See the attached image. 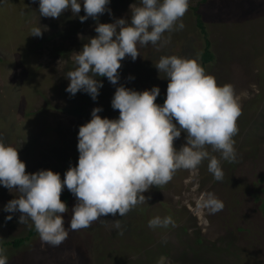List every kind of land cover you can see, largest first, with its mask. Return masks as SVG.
I'll return each mask as SVG.
<instances>
[{
	"label": "rangeland",
	"instance_id": "obj_1",
	"mask_svg": "<svg viewBox=\"0 0 264 264\" xmlns=\"http://www.w3.org/2000/svg\"><path fill=\"white\" fill-rule=\"evenodd\" d=\"M186 4L214 53L201 75ZM115 9L0 0V237L40 225L0 264H264V0H125L113 26ZM191 77L190 100L152 104L140 138L43 210L102 139L133 131L153 94L181 96Z\"/></svg>",
	"mask_w": 264,
	"mask_h": 264
},
{
	"label": "trees",
	"instance_id": "obj_2",
	"mask_svg": "<svg viewBox=\"0 0 264 264\" xmlns=\"http://www.w3.org/2000/svg\"><path fill=\"white\" fill-rule=\"evenodd\" d=\"M92 1L93 0H91V2ZM110 2H111V4H113V8H116L115 11H113L114 15H116V12H117V10H119V8L121 11L125 10V0H110ZM196 8H197L196 6L193 7L194 10H196ZM195 15H196L197 25L199 27L203 28V22H202L200 15L198 13H195ZM91 21H93L92 23L94 26H97L96 29H100L103 37L105 39H108V37L110 36L109 30H103L101 27H98V23L101 22V19L98 18V16H97V17H94L93 19H91ZM114 21H116V22L119 21L117 16H115ZM96 22H98V23H96ZM116 22H114V23H116ZM133 24L134 23H130L127 26L130 27ZM168 27L174 28L171 25H169ZM106 31H108L107 34H104ZM209 46H210V42L206 39L204 42V47L202 48V50L200 52V57H199L200 62H201V64H200L201 68L197 72L199 75H201L205 72V69H204L205 65L210 63L211 60L213 59V54L210 52ZM97 76L101 77V78L107 77V73L104 72L103 70L98 71ZM112 77L113 76H111V74H110L109 79L111 80ZM94 78H96V77H94ZM193 81H194V77H191L190 81L187 83V91L181 96H178V95L173 94V93H162V92H156L155 94H153L152 98L150 99V101L146 105V107L141 108V112L138 113V116H137L138 125L136 126V128L133 131H129V130L120 131L118 135H114V136H110L109 138L102 139L100 142V145L96 151L94 159L90 160L87 163L86 168H78L76 171V179L72 182L70 187L67 190H62V191L60 190L59 195L57 196L55 202L48 204L43 210H45V211L50 210L54 207H58V206L64 204L66 201H68L71 194L78 192V190L80 189V184H81L85 170L90 169V168H99L104 161L106 152H108L113 146L118 145L120 142L133 141L135 139L140 138L142 136V134L148 128V125H147L148 112H149V109H151L152 104L157 103V102L158 103L175 104V103H182V102L189 100L190 94H191V86H192L191 84L193 83ZM116 91H118V88L116 89ZM129 92L130 91L127 90V92L125 93V101H128L127 97H128ZM129 102H131V98H130ZM242 120H245V116L242 118ZM242 122L244 123V121H242ZM196 125L199 126L200 124H198V122H196ZM199 130L203 131V127L201 126ZM219 134H222L221 129L218 131V135ZM183 137L185 138V140H187V138L190 137V135H188V136L184 135ZM233 143L236 144V141H233ZM52 188L54 190H56L55 185H53ZM258 196L263 198V194L258 195ZM257 205H258V208L264 214V206L262 205V207H263V209H262V208H260L261 207L260 204H257ZM39 228H40V225L38 222V217H35L33 219L32 225L26 230L25 233H22L20 235H13L11 238L0 237V261L2 260L4 253L6 252V247H10L11 249L20 248L22 245H24L26 242H28L31 238H33L37 235ZM239 229H241V227ZM190 242H192V241H190ZM240 250H242V249L238 247L237 252H239ZM228 264H239V263L236 262V260H233V261H230Z\"/></svg>",
	"mask_w": 264,
	"mask_h": 264
},
{
	"label": "clouds",
	"instance_id": "obj_3",
	"mask_svg": "<svg viewBox=\"0 0 264 264\" xmlns=\"http://www.w3.org/2000/svg\"><path fill=\"white\" fill-rule=\"evenodd\" d=\"M186 5H188L187 7H189V9L191 10V12L194 14V20H195V22H194V25L199 29V31H200V33H201V35H202V37L204 36V38H203V40H204V42H205V40L207 39L209 42H210V39L207 37V34H206V32H205V24H204V22H203V28H201V27H199L198 25H197V23H196V15H195V13H198L199 14V12L197 11V8H196V10H194L193 9V7L194 6H196L197 7V5H190V4H186ZM200 15V14H199ZM115 16L116 15H114V14H112V25L113 26H115V24L117 23L116 21H114L115 20ZM200 17H201V19L202 20H204L203 19V17L200 15ZM98 18H100L101 19V22H102V18H101V16H98ZM101 22H99L98 23V25L99 24H101ZM114 22H116V23H114ZM167 25H171V26H173V27H175V25L174 24H172V22L170 21V20H168L167 21ZM210 46H211V42H210ZM209 46V50H210V52L213 54V58H214V53H213V51L211 50V47ZM225 54H226V52H225ZM213 60V59H212ZM211 60V61H212ZM191 85H193V83L191 84ZM190 100V99H189ZM200 127H201V125H197V128L198 129H200ZM118 134H119V132H118ZM118 134H116V135H118ZM114 136V135H113ZM121 143V142H120Z\"/></svg>",
	"mask_w": 264,
	"mask_h": 264
}]
</instances>
